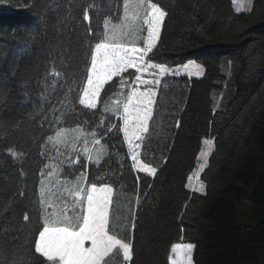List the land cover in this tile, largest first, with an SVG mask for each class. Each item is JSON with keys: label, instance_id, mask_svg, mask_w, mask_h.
I'll return each instance as SVG.
<instances>
[{"label": "trees", "instance_id": "1", "mask_svg": "<svg viewBox=\"0 0 264 264\" xmlns=\"http://www.w3.org/2000/svg\"><path fill=\"white\" fill-rule=\"evenodd\" d=\"M124 1L0 0V264H52L35 253L34 243L45 217L83 215L73 192L81 173L84 187L113 188L108 230L131 245L128 262L117 248L103 264H169L180 242L194 245L193 264H261L264 0H254L248 12L235 11L232 0H147L165 18L146 60H194L205 69L201 79L165 76L157 88L139 152L156 169L152 176L133 167L120 112L105 110L128 91L134 70L123 74V87L119 77L107 82L95 109L79 103L95 44L104 39L105 22L121 18ZM231 57L233 89L219 111L227 91L221 64ZM75 127L84 132L77 141L65 132ZM204 140H213V150L200 194L187 185ZM41 179L49 182L43 204ZM243 185L252 187L246 216L237 209ZM255 205L260 220L248 223Z\"/></svg>", "mask_w": 264, "mask_h": 264}, {"label": "snow or ice", "instance_id": "2", "mask_svg": "<svg viewBox=\"0 0 264 264\" xmlns=\"http://www.w3.org/2000/svg\"><path fill=\"white\" fill-rule=\"evenodd\" d=\"M128 0H125L124 9L126 23L129 28L132 24L127 20V13L130 7ZM134 7L140 9L145 7V0H137ZM150 11L145 12L144 22L147 24V36L144 40V47H124L113 44L112 41L117 37V26L111 36L106 41L95 44V51L91 55V69L88 75V87L84 90V95L80 98L79 103L88 109H95L97 106V98L105 83L113 80L114 77L120 78V84L123 87L128 82V77L123 74L129 70H134V82L137 85L133 88L128 102L123 109V128L124 138L128 142V149L131 152L133 167L140 172L154 175L155 168L146 164L139 163V153L137 148L139 144H134V140H141L142 133L149 130L148 123L152 118L153 104L156 97L154 85L160 84L159 79L142 78L149 73L151 69H158L159 75L163 76L168 69L164 64L151 63L145 59L148 54L156 47L158 37L161 32L162 21L165 18V12L162 11L155 3L147 5ZM138 14L132 17L137 19ZM89 19L87 12L84 14V20ZM108 23L107 21L105 22ZM143 86L144 90L139 91V87ZM111 129H109L110 131ZM99 143V141H96ZM206 145L211 146L210 140H205ZM208 152H201V159L204 164L201 170L207 165ZM91 159V157H89ZM99 163V160H97ZM85 174L81 173L77 177L73 192L76 198L74 207H79L83 215H77L75 221L67 216L49 219L45 217L42 230L38 233V239L35 240V253L45 257L52 264H100L102 258L107 255L114 246L119 245L123 249L125 260H129L130 248L129 243L116 240L108 232V213L111 203L113 188L108 184L89 183ZM196 191L203 192L204 186L201 183ZM44 188L40 190L41 204L44 203ZM25 221L29 220V216H24ZM82 221V223H81ZM63 224L64 226H60ZM78 229V230H76ZM91 241V247L85 248L84 242ZM181 246L173 248V252L180 249ZM194 245L188 243L182 247L181 254L187 259L182 264H192L191 254ZM24 264V261H21ZM177 264V261H173Z\"/></svg>", "mask_w": 264, "mask_h": 264}, {"label": "rangeland", "instance_id": "3", "mask_svg": "<svg viewBox=\"0 0 264 264\" xmlns=\"http://www.w3.org/2000/svg\"><path fill=\"white\" fill-rule=\"evenodd\" d=\"M253 1L254 0H232L234 9L237 12H248V11H250ZM128 2H129L130 5H133L132 7L129 8L128 13H127V20H128V22H130L132 24V27L129 28L127 26L126 17H125V9L123 7V13L121 15V18L118 21L107 20L108 23L107 24L105 23V26H104V39L102 41H106V38L108 36L112 35V32L114 30V26H117V29H116L117 30V37H116L115 40L112 41L113 44L121 45V46H124V47H133L134 46V47H138V48H143L145 46L144 45V40H145V38L147 36V24L144 22V17H145L146 10L150 11V8H147V5L152 4V3L148 2L147 0H145V7H142L140 9H136L134 7V5L137 2V0H128ZM124 4H125V1H124ZM137 14H138L137 19L132 20V17L134 15H137ZM163 21H162V24H163ZM161 28H162V26H161ZM159 37H160V35H159ZM159 37H158V40H159ZM158 40H157V43H158ZM145 59H146V57H145ZM234 60H235V57L227 58V59H224L223 63L221 64L222 71H224L227 74V80H226V83H225V88H227V91H225L224 93L221 94L219 102L217 103V110H219V111H223L226 108V105H227L228 101L231 98V91L233 89V79H232V73L229 72L228 67L231 68V63H232V61L234 62ZM227 63H228V67H227ZM164 65L168 69V71L163 76L159 75V70L158 69H151V70H149V73L145 74L142 78L159 79L160 82H161L162 78L165 77V76H177V77L185 76V77H188V78L201 79L205 75V69H204L203 65H201L200 63H198V62H196L194 60H189L187 62L176 64V65H170V64H164ZM90 69H91V67H90ZM158 86H159V84L158 85H154V90L156 91V94H157ZM87 87H88V79H87V82H86V85H85L83 91ZM136 87H137V85L135 84V82L133 80L132 83L130 84V87H129L128 91H123V92H120V93L116 94L105 105V110L106 111H109V112H120V115H118V117L120 118V122H121L122 128H123V118L122 117H123L124 106L128 102V98H129L133 88H136ZM102 89H101V91H102ZM138 90L139 91H143L144 87L140 86ZM82 95H83V92H82ZM215 95H216V93H213V98H214ZM99 97H100V95H99ZM81 98H82V96H81ZM154 101H155V99H154ZM220 102H221V104H219ZM97 104H98V98H97ZM65 132L70 134V136L73 139H76V141L78 139H80V137H82V135L84 134V132H82L80 130V128H78V127H75V128H72V129H68ZM122 133H123V131H122ZM144 134L145 133H142V139L141 140H134V144H139V148H137V152L138 153L140 152L141 143H142ZM123 137H124V133H123ZM63 138H64V136L62 135L61 139H63ZM86 139H87V137H86ZM124 140H125V138H124ZM204 141H203V144H202L201 152H208L209 153L208 156H207V161H208V158H209V156H210V154H211V152L213 150V140H210L212 142L211 146L206 145L204 143ZM125 144H126L128 152H129V158L133 162V160L131 158L132 154H131V152L128 149L127 140H125ZM201 152H200L199 157H198L197 168L194 171V173L192 174V176L189 178L187 186L192 192H197V193H200V194H204L205 185L203 184V182H201L200 175H201L202 171L206 168L207 165L201 170V165L204 164V160L201 159ZM87 153H88V157H91L92 156V149L87 151ZM98 153H99L98 150H95L93 152V160L94 161L98 160V157H99ZM138 162L141 163V164H146L145 162H143L140 159V156H139V161ZM146 165H148V164H146ZM148 166L152 167L150 165H148ZM136 170L138 172H140L138 169H136ZM141 173H145V172H141ZM145 174H147V173H145ZM147 175H149V174H147ZM150 176H152V175H150ZM48 183L49 182H47L46 179L44 181L41 179L40 189L42 187L45 188L46 186H48ZM201 183L204 186V191L203 192L196 191V188ZM243 186L245 187L246 195H245V197L243 199L244 201L238 202L237 209H238L239 214L244 215V213H245L244 216H246V214L248 212V209L244 208V207H246V205H244V204H249L250 203L249 194H250V191H251L252 187H251V185H243ZM111 200H112V198H111ZM109 209H110V205H109ZM249 210H250V220L249 221L246 220V222L247 221H248V223H256V222H258L260 220L261 206L260 205H255L252 208H249ZM67 214L68 213H65V214H62V215L58 214L56 216L52 215L50 217V219L54 220L57 217L67 216ZM108 216H109V213H108ZM241 221L245 223V220L243 221L241 219ZM81 223H82V221H81ZM108 232H109V230H108ZM109 235H111L110 232H109ZM111 236H113V235H111ZM115 239L118 240L117 238H115ZM186 244L187 243L180 242V243H178V244H176V245H174L172 247L171 252H170L169 264H173V261H177V264H182V262L187 259V257H185V256H183L181 254L182 247L184 245H186ZM176 246H181V248L178 249L176 252H173V248L176 247ZM84 247L85 248H90L91 247V241L90 240H86L84 242ZM117 248H120L119 245L114 246L113 249L107 255H105L102 258V260L100 261V264H103L105 258L108 255H110ZM120 251H121L122 256H123V249L120 248ZM191 259H192V254H191ZM129 260H125L124 256H123L124 263L126 261L128 262ZM192 264H193V261H192ZM261 264H264V261H261Z\"/></svg>", "mask_w": 264, "mask_h": 264}, {"label": "crops", "instance_id": "4", "mask_svg": "<svg viewBox=\"0 0 264 264\" xmlns=\"http://www.w3.org/2000/svg\"><path fill=\"white\" fill-rule=\"evenodd\" d=\"M83 95H84V91H83ZM83 95H82V97H83ZM61 226H64V225H61ZM78 230V229H77Z\"/></svg>", "mask_w": 264, "mask_h": 264}, {"label": "water", "instance_id": "5", "mask_svg": "<svg viewBox=\"0 0 264 264\" xmlns=\"http://www.w3.org/2000/svg\"><path fill=\"white\" fill-rule=\"evenodd\" d=\"M86 22L88 23L89 22V19Z\"/></svg>", "mask_w": 264, "mask_h": 264}]
</instances>
